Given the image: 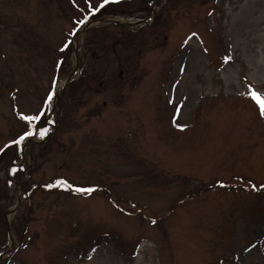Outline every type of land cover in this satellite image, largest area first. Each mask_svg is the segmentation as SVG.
<instances>
[{
  "label": "rangeland",
  "instance_id": "374dc122",
  "mask_svg": "<svg viewBox=\"0 0 264 264\" xmlns=\"http://www.w3.org/2000/svg\"><path fill=\"white\" fill-rule=\"evenodd\" d=\"M102 3L0 0V264H264V0Z\"/></svg>",
  "mask_w": 264,
  "mask_h": 264
},
{
  "label": "snow or ice",
  "instance_id": "6c2138e0",
  "mask_svg": "<svg viewBox=\"0 0 264 264\" xmlns=\"http://www.w3.org/2000/svg\"><path fill=\"white\" fill-rule=\"evenodd\" d=\"M109 2H110V0H103V3L100 5V7H103L105 4H107ZM100 7L94 8L93 13L98 12L100 10ZM81 23H84V21H81ZM193 35H195V34H193ZM65 47H67V45H65ZM229 59H230V57H226L225 62H227ZM248 95L256 102L257 106L259 107L260 115L264 116V94L250 89ZM51 99H52V94L50 93L48 100L51 101ZM42 115H44L43 112L41 113L40 116H34V117L25 116L23 118L26 120H29V121H36V120L41 119ZM182 127H186V126H182ZM47 131H48V129H42V130H40L39 135L41 137H43L47 133ZM31 135H33L32 132H28L25 134V136H31ZM25 136H21L20 139L15 141L14 143H17V144L21 143L25 139ZM47 187L48 188H54V187L70 188L72 186L69 185L66 181H57L55 184L47 185ZM252 187L255 190V185H253ZM261 187H264V185H261ZM95 190L96 189H94V188H87V189L75 188L74 189V191H76V192H81V193H86V194H90L91 192H93ZM153 223H155V221H153Z\"/></svg>",
  "mask_w": 264,
  "mask_h": 264
},
{
  "label": "water",
  "instance_id": "95a60500",
  "mask_svg": "<svg viewBox=\"0 0 264 264\" xmlns=\"http://www.w3.org/2000/svg\"><path fill=\"white\" fill-rule=\"evenodd\" d=\"M139 22H142V21H138V22H135V23H128V24L133 25V24H138ZM86 27H87V26H84L82 29H84V28H86ZM79 32H80V30H77L76 34H78ZM71 79H72V76H70V77L68 78V80L66 81V84L70 83ZM13 165H19V164H17V163H13ZM9 178L11 179V177H9ZM15 210H16V208L10 210V212H14ZM8 227H9V225H8ZM12 243H13V241H12Z\"/></svg>",
  "mask_w": 264,
  "mask_h": 264
},
{
  "label": "bare ground",
  "instance_id": "6f19581e",
  "mask_svg": "<svg viewBox=\"0 0 264 264\" xmlns=\"http://www.w3.org/2000/svg\"><path fill=\"white\" fill-rule=\"evenodd\" d=\"M120 19H122V18H120ZM122 20H124L125 21V19L123 18ZM59 85V84H58ZM58 85H57V87H58ZM56 87V88H57ZM87 263V260H84V259H80V260H78V261H76L75 262V264H86Z\"/></svg>",
  "mask_w": 264,
  "mask_h": 264
}]
</instances>
